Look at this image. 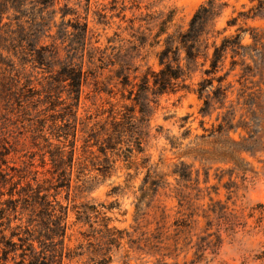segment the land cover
I'll return each mask as SVG.
<instances>
[{
  "label": "rangeland",
  "instance_id": "obj_1",
  "mask_svg": "<svg viewBox=\"0 0 264 264\" xmlns=\"http://www.w3.org/2000/svg\"><path fill=\"white\" fill-rule=\"evenodd\" d=\"M208 1L56 0L53 8L41 13L40 6L28 0L23 16L14 11L3 16L0 210L4 218L0 232L6 240L20 244L11 237L13 232L24 237L26 228L42 231L41 205L31 198L26 202L22 192L28 183L37 187L36 177L43 190L50 188L49 200L57 201L66 212L63 264H99L103 259L104 264H264V60L256 53L249 51L245 58L251 66L248 76L242 78L243 67L238 65L219 84L217 77L231 68L228 56L223 70L209 77L214 80L206 94L213 96L222 87L227 100L222 108L212 102L207 116L200 113L203 100L195 92L207 78L200 64L190 68L184 83L179 81L187 89L149 94L147 116L141 118L138 109L135 113L143 153L134 151L125 161V149L134 148L129 136L123 137L118 152L103 155L93 145L97 136L100 142L105 138L104 127H111V112L120 121L118 113L134 104L127 99L130 88H122L114 72L128 65L131 82L138 83L135 74L142 76L148 67L159 70L153 49L134 51L136 57H129L130 48L138 45L137 37L155 35L171 12L167 32L185 31ZM263 4L264 0H216L220 13L208 29L223 31L228 21L238 18L225 34L242 28V44L254 45L251 34H264V8L257 10ZM66 8L68 14L62 18ZM31 12L45 17L48 26L40 33L28 32L25 55L17 41L18 31L21 27L34 30ZM78 22L88 27L85 39L73 27ZM42 46L49 49L43 66L34 63L33 51ZM70 48L75 49L72 54ZM70 59L87 73L79 101L67 82L58 81V71ZM226 115L238 129L228 130ZM219 124H224L222 130ZM74 129V165L67 168L71 185L54 189L58 176L51 152L56 148L71 151L72 135L67 140L58 135ZM89 135L94 139L86 147ZM34 248L39 250L37 242Z\"/></svg>",
  "mask_w": 264,
  "mask_h": 264
},
{
  "label": "trees",
  "instance_id": "obj_2",
  "mask_svg": "<svg viewBox=\"0 0 264 264\" xmlns=\"http://www.w3.org/2000/svg\"><path fill=\"white\" fill-rule=\"evenodd\" d=\"M29 1V4L36 2V6H40L39 10H41V13H44L47 9L54 7L56 0ZM29 4L28 0H0V25L3 20V16L9 11H14L16 14H19V17L23 16L25 12L24 8ZM218 7L220 6L216 5V0H209L196 11L185 31L177 30L172 34H169L167 32L168 24L171 23L173 19L171 12L166 16V19L161 22L159 30L155 35H150L149 37L144 35L137 37L136 41L138 45H134L130 48L129 52L132 56L129 57L131 59L136 57H134V51L139 53L141 50H145L146 48L153 49L155 50L154 57L156 58L159 70L155 71L151 67H148L147 71L142 76L139 77L135 74L134 81L139 80L138 83L131 82L130 75L128 74V72H130V66L128 65L122 64L121 67L114 72V76L122 88L126 90L130 88L128 90L129 96L127 99L134 102V104L132 106H124V111L118 113V115L121 116L120 121L117 120L114 112H111V127L109 129L104 127L105 130L103 135L105 138L102 142H100L97 136V144H93L94 146H98V151L101 154L106 155L107 151L112 153L121 151V148H118V146L122 145L124 142L123 137L125 136L130 137L132 141L129 140L128 142L132 143L131 145L134 146V148H132L128 145L125 149V152H127L124 156L125 161L132 156L134 151L143 153L144 149L142 147V139L136 131L138 130V126L135 123L136 109H138V113L141 115V118H144L147 116L146 114L148 112L149 101H147L146 97L149 94L153 96H162L171 93L175 94L178 91L187 89L188 86L185 84H179V81L182 80V83L185 82V76L190 72L191 67L200 64V66L204 68L203 74L207 76V78L202 79L198 83V89L195 91L199 98L203 100V106L201 107L200 113L203 116H207L211 110L212 102L215 101L216 103H219L220 108H222L225 100H227L226 90L222 89V87H217L212 92L213 96L209 93L206 94V91L210 86L212 87L214 80L209 77L212 75L215 76L223 70L228 56H230L231 59V68L229 73L217 77L219 84L223 83L230 72L235 71L238 65L243 67L242 78L248 76V73L251 72V66L245 63V58L248 55H251L248 54L249 51L256 53L264 60V44L262 42L264 40V34L257 31L251 34L254 42V45L251 46L242 44L241 34L245 32L242 28H238L235 34H225L229 28L236 26L238 18H233L228 21L227 26L223 29V31L213 32L208 29L211 22H213V20L220 13H218ZM262 8H264V6H259L257 10ZM67 9L68 8L63 11L62 18H65L68 14ZM253 10L254 9H251V11ZM49 14L51 16L54 15L55 10L51 11ZM240 15L246 17V20L250 19V17L246 16L244 13H241ZM17 17L18 15L15 19H18ZM30 18L32 22L30 27H34V30L29 28L27 31L24 27H21V30L18 31L19 36L17 41L22 44L20 47L25 55L28 53L24 52L26 48L23 47V43L31 35L28 32L32 31L33 33H40V29H45L46 26H48L45 17L40 14H32L31 12ZM38 18H40L41 21H38ZM68 23L71 24V20H69ZM73 27L76 31H78V36H81L83 39L86 38L88 32L86 24L81 25L78 22L76 23V26ZM63 33H66L65 36L68 35V31L66 30H64ZM65 36H63V42L66 39ZM163 36H165L164 39H162ZM258 45H261V47H258ZM27 46H32L29 41H27ZM48 50L49 49L43 46L39 49L35 48L33 50L36 52L34 63L36 62L41 66L45 65V60L47 59L45 52ZM74 51V48H70L68 53L72 54ZM50 52L54 54L56 49H51ZM29 54L30 56L33 55L31 53ZM139 57H141V54H139ZM237 58H241V60L238 61ZM144 59H146V57L143 56L142 60ZM200 60H202L201 63L199 62ZM70 61L71 62H68L69 64L63 66L61 70L58 71V81L67 82L71 91L75 93V100L79 101L81 84L87 73L83 70V66L82 68H79L78 64H74L72 59H70ZM99 61L103 62V60ZM110 63L113 67L116 65L113 61ZM207 63L209 65L206 68L205 66ZM134 71H137V69ZM29 90L32 91V88ZM230 115L232 114H229V116ZM75 118H77L76 113ZM232 121V118L230 119L227 115L225 116L224 124L228 126L229 131L234 128L238 129V127L232 125ZM224 124H219V129L222 130ZM69 125L70 124H64V126L67 127H69ZM58 128L61 129L62 127H57L56 130H58ZM70 135L73 137V141L70 144L72 149L71 151L66 153L64 149L56 148L55 152H51L54 174H57L58 176L57 184L52 186L54 189H60L66 186L69 188L71 185V179L67 177V168H72L74 165L77 130L74 129L73 133L62 132V134L58 135V137L63 136L67 140ZM92 139L94 138H91L89 135L88 139L85 140L86 147H88V143ZM23 178L24 177L21 179ZM67 178L68 182L66 183ZM33 181L37 183V187L34 189L33 186L28 183L27 189H23L22 192H26V194H24V197H26L24 200L26 202H28L31 198L34 203H39L41 205L42 231L26 228L24 237L18 232H13L11 237H17L20 244L13 242L12 240H6V236L0 232L2 235L0 245L3 246L1 249L2 257L0 258V261H4V264H9L10 260L12 264H63L64 255H66L64 246L67 229L66 212H64V208L57 201L49 200L51 197L48 194L50 188L43 190V186L38 183L36 177L33 178ZM29 192H32L33 195H29ZM3 218V210H0V221ZM104 227L107 232L111 231L107 225ZM35 242L39 244V250L34 248ZM112 243L113 242L108 241V244ZM18 251H21L18 255L19 259H17ZM104 263H107L105 259H103L99 264Z\"/></svg>",
  "mask_w": 264,
  "mask_h": 264
}]
</instances>
